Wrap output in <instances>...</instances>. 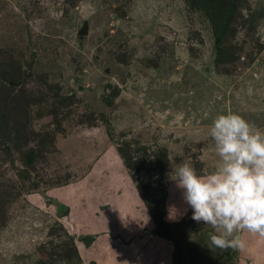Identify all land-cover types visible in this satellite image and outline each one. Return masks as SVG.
Wrapping results in <instances>:
<instances>
[{"label":"rangeland","instance_id":"374dc122","mask_svg":"<svg viewBox=\"0 0 264 264\" xmlns=\"http://www.w3.org/2000/svg\"><path fill=\"white\" fill-rule=\"evenodd\" d=\"M239 5L245 25L218 56L209 22L185 0H0V62L29 65L11 80L73 99L70 109L58 106L60 127L47 126L51 117L34 121L55 138L38 150L28 182L15 140L0 134L8 145L0 148V264H177L174 238L192 243L185 249L196 264H264L258 235L240 233L242 250L210 249L211 228L191 218L169 179L181 162L200 174L217 165L208 135L216 115L236 112L264 130V0ZM161 154L170 238L152 233L136 186L157 185ZM74 243L80 262L58 259Z\"/></svg>","mask_w":264,"mask_h":264},{"label":"clouds","instance_id":"9594fccd","mask_svg":"<svg viewBox=\"0 0 264 264\" xmlns=\"http://www.w3.org/2000/svg\"><path fill=\"white\" fill-rule=\"evenodd\" d=\"M208 135L218 158L214 169L200 174L185 161L172 168L169 179L191 208V218L211 228L210 249L242 250L240 233L264 238V130L226 112L215 116Z\"/></svg>","mask_w":264,"mask_h":264},{"label":"trees","instance_id":"16d2710c","mask_svg":"<svg viewBox=\"0 0 264 264\" xmlns=\"http://www.w3.org/2000/svg\"><path fill=\"white\" fill-rule=\"evenodd\" d=\"M189 9L193 11H201L202 15L209 22L210 28L214 33V52L220 56L223 52V48H226L225 44H228L230 36H234L238 26L242 28L245 23L244 16L241 14L240 0H185ZM261 47V44L259 45ZM229 58H232L229 56ZM29 64V63H28ZM19 60H14L13 57L9 61L0 62V134H4L6 137H12L15 141L13 145L16 151L19 153V159L23 163L22 167L19 168L18 174L21 175L24 181L28 182L30 179V171L34 167V159L42 147L46 145H51L55 138V132H52L48 127H41L34 129V121L42 120L46 117H51L53 120L47 124H53L54 127H60V118L63 117L64 109H70V104L73 99L67 98L68 95H62L58 89L53 90L52 87L30 90L28 88L27 78L20 79V81H12L11 78L22 77L23 68L25 71H29V65H24ZM28 73V72H27ZM117 94L116 89H112V95ZM51 103L49 107L43 108L42 105ZM38 107L34 111L31 104H37ZM58 106H63L64 109L60 111ZM72 109V108H71ZM66 114V113H65ZM88 114V113H87ZM60 115V116H59ZM53 117V118H52ZM13 131V132H11ZM60 131V130H59ZM33 141L39 145L33 146L29 145V142ZM7 142L0 138V148L6 149ZM125 148H118L122 155L126 157V165L133 170L138 169V164L133 163L131 159H127L128 152H125ZM138 148L135 149L137 151ZM155 167L162 174L161 169L166 167L168 164L166 154H161L157 161L154 162ZM155 170V169H154ZM153 170V171H154ZM157 175L155 180H163L161 185H152L146 182L137 183V191L139 193V199L142 203H146L147 210L155 221V228L152 230L153 234L169 237L170 238V224L164 218L165 212V193L168 187V177L167 174L163 172L162 176ZM31 187L34 183L30 184ZM37 188L36 184L34 189ZM4 192H0V221L4 216L3 206H4ZM91 239H89L90 241ZM189 241V240H188ZM186 240L183 241L187 245H182L180 240L174 238L173 247L175 249L174 259L177 264H183V261L190 262L191 264H196L195 259L192 258V252L185 247H191V242ZM87 241H85L86 243ZM91 243V242H88ZM87 243V244H88ZM75 245V243H74ZM76 246H68L62 254H58L60 257L58 259L73 257L78 261L81 260V255L83 251H80ZM228 256H231L229 253ZM95 260V259H93ZM53 261V260H51ZM43 261L39 264H52V262Z\"/></svg>","mask_w":264,"mask_h":264},{"label":"crops","instance_id":"0c3cea01","mask_svg":"<svg viewBox=\"0 0 264 264\" xmlns=\"http://www.w3.org/2000/svg\"><path fill=\"white\" fill-rule=\"evenodd\" d=\"M93 243H94V242H93ZM79 249H80V251H81V246H80ZM87 249H92V248H87ZM86 252H87V251H86ZM87 253H90V252H87ZM91 253L96 254L95 251H94L93 249H92V252H91ZM97 258H98L97 255H95V256L93 257V259H95V260H96Z\"/></svg>","mask_w":264,"mask_h":264},{"label":"water","instance_id":"95a60500","mask_svg":"<svg viewBox=\"0 0 264 264\" xmlns=\"http://www.w3.org/2000/svg\"><path fill=\"white\" fill-rule=\"evenodd\" d=\"M87 24H88L87 21H85L83 27H84V28H87ZM83 32H84V31L82 30L79 34H81V33H83Z\"/></svg>","mask_w":264,"mask_h":264}]
</instances>
